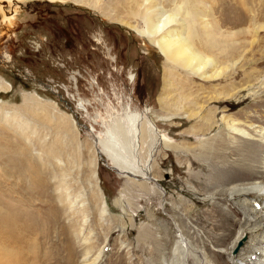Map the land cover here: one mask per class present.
<instances>
[{
	"label": "rangeland",
	"instance_id": "1",
	"mask_svg": "<svg viewBox=\"0 0 264 264\" xmlns=\"http://www.w3.org/2000/svg\"><path fill=\"white\" fill-rule=\"evenodd\" d=\"M137 1L37 0L35 13L14 17L22 28L0 62L10 85L0 91V264H196L192 252L230 264L224 252L236 235L264 227L254 228L241 197L221 192L220 177L249 165L236 147L254 143V181L264 182V0H188L196 12L211 7L209 22L236 33L227 51L207 53L229 67L215 80L161 55ZM171 1L157 0L165 17ZM125 108L148 110L172 145L144 133L131 139L127 158L156 181L120 175L96 149L108 129L122 130ZM223 116L247 135L226 131ZM213 139L227 142L209 160L199 157ZM176 241L183 261L169 250ZM262 243L252 264L264 262Z\"/></svg>",
	"mask_w": 264,
	"mask_h": 264
},
{
	"label": "bare ground",
	"instance_id": "2",
	"mask_svg": "<svg viewBox=\"0 0 264 264\" xmlns=\"http://www.w3.org/2000/svg\"><path fill=\"white\" fill-rule=\"evenodd\" d=\"M7 1H11V0H7ZM81 1L77 0V2L82 3ZM178 1L179 0L171 1L173 5L172 13H169L170 15H167L165 17L166 15L165 14L166 11H164L165 8H163V6H160L157 3V0H143V2L146 4V11L148 14V16L146 17L147 34L153 39L161 55H163L165 59L168 62H170L173 66L181 68L183 70H187L190 74L201 77L204 80L219 79L222 75H224L225 71L229 67L225 65L222 66L221 61L219 59H217L214 55H209L207 53L210 52L211 50L214 51L215 49H218L219 51L221 50L227 51L226 48L229 46L230 41L231 40L233 41V38L234 36H236V33L225 34L224 33L225 31H223L222 28H220L219 23H215L213 22V20H211L213 23L209 22L207 17L208 15L212 14L213 10L211 7H207V8L204 7L203 10L201 11H199L198 8L196 9L197 10L196 12L195 10L192 9V6L189 5L188 0H182L180 4L178 3ZM133 2L138 3L137 0H133ZM127 6L129 7V5L123 4V7L125 9H129ZM90 7H92L91 4ZM188 7H190V10L188 9ZM198 24L200 26V29H202L201 33L198 32V28H197ZM182 34H184V36H182ZM200 40L203 41L204 43L199 42ZM198 42L200 44H198ZM205 42L207 43V45H202L205 44ZM5 52H7V48H4L1 53L0 62L3 61V58L5 57ZM262 87H264V82L258 87V89L262 90ZM2 88H10V85L0 79V91L2 90ZM242 90H240V92ZM214 99H216V97ZM1 105L2 102L0 101V113L4 109V107ZM127 109L128 111L126 112L128 113H126L125 115L126 116L125 122L123 121L122 123V130L113 131L112 129H108L103 136H100L99 139L97 138L98 148H96V146L95 148L98 150L99 153H101L104 157H106V159L109 160L112 167L117 172H119L120 175L129 176L130 174H132V176L135 175L143 179H152L153 181H156L155 177L152 175L153 172L150 171V168L148 166L147 167L145 166L146 168H139L135 166L134 163L127 158L132 146L131 144L133 143L131 142V139L135 137L137 133L138 134L144 133L147 136H150L154 138L156 141L162 143V145L164 144L165 147L170 148L172 147V145L169 143L168 137L160 134L159 129L157 128L155 123H153L150 119L147 120L146 116H148V110L146 111L144 110L143 112L144 115H143L142 113L132 112L129 108ZM178 109L180 108L178 107ZM3 114H7L8 117L6 118L9 119V116L13 115L14 113L6 111ZM190 116L193 117L192 115ZM208 116L209 118H206V124L208 122L209 123L208 125H210L211 127L212 125H214L213 116H211V114ZM157 119L163 121L166 120V118H162V117L159 118V116L157 117ZM222 122L225 124L226 131L228 132L231 131L232 132L231 134H236V135L238 134L239 136L247 135V133L244 130L240 129L239 124L236 123V121L231 120L230 117L226 118V116H223ZM214 140L215 139H213V141L210 142L212 144L208 142L203 143V146L204 145L205 146L202 147L205 150V151L203 150L205 153H202V155H199V157L209 160L207 156L208 152H210L213 149L216 151L221 149L220 146L224 147V143L227 142V141H222L223 143L220 144L218 143V145H214V143L217 144L216 141ZM152 141L154 142V140ZM255 145L256 144L254 143L253 145L252 144L250 145L249 143L243 146L238 145L236 147L238 152L240 153L243 152V154H245L244 156L242 155V153L239 155L240 156L242 155L243 158L246 161H248L249 165L246 164L244 167L235 166L230 171H226V173L222 171L223 173L222 172L220 173V177L223 178L225 175L223 179L225 183L223 184V188L221 192L229 197H241V201L239 205L240 204H242V206L245 205L249 208L248 210L250 211L252 210L255 212V216L253 215L252 217L255 221L253 220L254 222L253 221L252 222L254 223L253 225L254 228L258 229L259 227L261 228V226L262 227L264 226V182L254 181L255 176L258 175L254 170H252L254 168H251L252 167L251 162H253L258 156V152H254L256 150ZM249 150H251L250 153ZM231 179H235V180H231ZM145 186L143 185V188ZM250 196L254 197V199L256 200L255 202H257L256 205L251 201L249 202V200H247L249 198L247 199L245 198L246 200L242 199V197L244 198ZM256 206L260 209L259 211L257 210ZM237 215H241V213L240 214L237 213ZM225 219L227 222L232 220L231 216H229L224 212L222 220ZM262 237H264V227L260 229L259 233L240 231L234 238L232 244L229 245L230 248H228L224 252V253H228V252L230 253L229 254L231 259L230 264H252L253 262L251 263V261L255 260V257H251L252 249L257 244H261ZM220 238L222 242L220 243L222 245L224 241H226L224 234ZM245 239H246V243L245 246L242 248ZM179 245L181 244L178 243V241H176L174 243V246L169 250L171 251L172 255H174L176 258L177 257L179 258L177 259L178 261L181 258H182L181 261H183V256L181 252L182 247ZM237 247L238 249L236 252H234L235 254L234 255L233 251ZM197 256L198 255H196L195 252L194 253L192 252L191 258L196 262V264H200L201 261L203 262V264H212L209 257L205 256V254L201 259V261L198 259ZM175 257L174 260H176ZM261 258H263V256H261ZM259 259L257 260L258 263L256 264H264L263 259L261 260ZM173 262L175 263L176 261Z\"/></svg>",
	"mask_w": 264,
	"mask_h": 264
},
{
	"label": "water",
	"instance_id": "3",
	"mask_svg": "<svg viewBox=\"0 0 264 264\" xmlns=\"http://www.w3.org/2000/svg\"><path fill=\"white\" fill-rule=\"evenodd\" d=\"M36 10V1L0 0V55L4 48L12 45L14 34L22 28V23L14 17L16 15L27 16L35 13ZM237 249L238 247L234 252Z\"/></svg>",
	"mask_w": 264,
	"mask_h": 264
}]
</instances>
